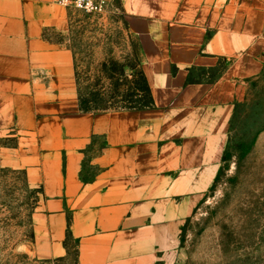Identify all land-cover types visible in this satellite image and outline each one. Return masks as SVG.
I'll list each match as a JSON object with an SVG mask.
<instances>
[{"label":"crops","instance_id":"0c3cea01","mask_svg":"<svg viewBox=\"0 0 264 264\" xmlns=\"http://www.w3.org/2000/svg\"><path fill=\"white\" fill-rule=\"evenodd\" d=\"M118 1L150 108L82 111L73 51L50 35L69 31V7L0 0V166L41 189L39 258L67 256L71 237L78 264H172L221 168L235 104L264 68V0ZM223 60L215 81L187 83L191 68Z\"/></svg>","mask_w":264,"mask_h":264},{"label":"rangeland","instance_id":"374dc122","mask_svg":"<svg viewBox=\"0 0 264 264\" xmlns=\"http://www.w3.org/2000/svg\"><path fill=\"white\" fill-rule=\"evenodd\" d=\"M69 11V31L50 35L74 47L81 72L89 55L96 62L108 57L122 61L132 52L131 42L137 38L130 33L118 0L98 14L74 7ZM81 82L84 91L86 82ZM247 98L235 143L248 142L263 127L264 76L248 79ZM253 105L258 119L245 125L241 119ZM254 139L247 153L232 148L222 162L217 182L201 196L182 226L172 264H264V128ZM41 200V189L30 186L22 170L0 166V264H78L72 238L67 256L45 259L34 253L33 214Z\"/></svg>","mask_w":264,"mask_h":264},{"label":"trees","instance_id":"16d2710c","mask_svg":"<svg viewBox=\"0 0 264 264\" xmlns=\"http://www.w3.org/2000/svg\"><path fill=\"white\" fill-rule=\"evenodd\" d=\"M131 46L133 48L132 52L122 61L114 57H108L96 62L95 58L89 55L84 59L85 68L82 72L80 71L78 54L74 47L70 46L74 55L76 80L82 111L102 112L116 109H144L155 106L151 86L142 65L141 44L137 39V42H131ZM95 64L96 67H94ZM227 67L228 62L225 60L223 64L221 61L214 67H193L189 71L187 83L213 82L223 74ZM198 69L201 72L197 73L196 70ZM259 75L260 77L264 76V68ZM81 81L86 82L84 85L86 90L84 91ZM247 104L248 98L243 101H238L235 104L234 113L230 122L229 141L225 149L223 161L228 159L229 152L232 148H236L241 154L247 153L252 148L257 133L264 128V124H262L263 127L256 130L253 138L248 142L240 140L235 143L236 125L241 116V107L245 108ZM257 113L258 111L253 105L241 121H244L245 125H250L248 123L249 120V122L251 120L255 122L258 119ZM218 177L219 173L215 179V183Z\"/></svg>","mask_w":264,"mask_h":264},{"label":"built area","instance_id":"2783aa9c","mask_svg":"<svg viewBox=\"0 0 264 264\" xmlns=\"http://www.w3.org/2000/svg\"><path fill=\"white\" fill-rule=\"evenodd\" d=\"M67 7H74L89 14H98L107 9L109 0H56Z\"/></svg>","mask_w":264,"mask_h":264}]
</instances>
